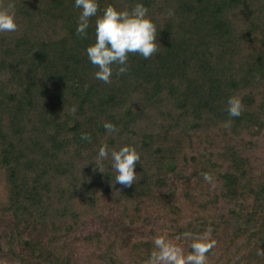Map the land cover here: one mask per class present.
<instances>
[{
	"label": "trees",
	"instance_id": "trees-1",
	"mask_svg": "<svg viewBox=\"0 0 264 264\" xmlns=\"http://www.w3.org/2000/svg\"><path fill=\"white\" fill-rule=\"evenodd\" d=\"M14 2L18 30L0 33V217L12 222L0 234V254L19 264H74L61 237L82 219L103 214L106 202L122 205L124 218L144 227L152 217L142 216L145 206L172 202L175 192L160 194L189 163L202 182L201 173L210 172L215 187L200 202L203 213L185 228L177 225L176 236L210 226L216 238L229 229L223 241L216 239L208 264L223 257L225 264L255 258L262 264L264 178L249 162L264 147V0H143L160 48L147 59L129 53L128 72L114 71L109 84L95 79L86 53L95 17L81 37L74 0ZM136 2L99 0L98 14L109 4ZM233 94L245 107L226 128ZM105 121L119 132L108 134ZM83 133L91 140H82ZM102 143L140 146L130 187L115 183L107 163L105 172L96 168ZM219 158L227 162L224 174L215 172ZM153 250L151 238L134 242L132 264H146ZM113 251L111 243L102 257L107 264H115Z\"/></svg>",
	"mask_w": 264,
	"mask_h": 264
},
{
	"label": "clouds",
	"instance_id": "clouds-1",
	"mask_svg": "<svg viewBox=\"0 0 264 264\" xmlns=\"http://www.w3.org/2000/svg\"><path fill=\"white\" fill-rule=\"evenodd\" d=\"M74 6L81 10L75 29L81 37H87L90 18H96L95 40L86 48L90 63L97 68L94 73L95 79L109 84L112 82L114 71L117 75L128 72L129 53H138L147 59L159 50L158 26L143 0H137L130 8L109 4L100 14L99 0H74ZM174 14V9L167 10L169 17ZM18 27V13L14 0L0 4V33L16 32ZM259 78L257 75V79ZM244 107L239 95H231L227 100L229 119L224 122V127L230 128L231 118L240 116ZM71 111L75 114L76 108L73 107ZM103 127L108 134L119 132V127L112 121H105ZM81 139L90 141L91 136L83 133ZM93 162L101 172H105L107 163L116 173L115 183L130 187L136 180L137 162H141L140 146L135 143H124L116 148L102 143ZM201 175L215 187V180L210 172L205 171ZM184 236L192 238L191 251L187 253L181 244L169 238L166 233L158 234L153 240L154 250L146 264H208V254L217 243L212 228L209 226L195 235L185 232ZM257 255L264 256V249H257Z\"/></svg>",
	"mask_w": 264,
	"mask_h": 264
},
{
	"label": "rangeland",
	"instance_id": "rangeland-1",
	"mask_svg": "<svg viewBox=\"0 0 264 264\" xmlns=\"http://www.w3.org/2000/svg\"><path fill=\"white\" fill-rule=\"evenodd\" d=\"M216 146L219 148V153L222 152L223 143L221 144L217 141ZM195 148V152L200 151L199 146ZM250 157L249 164L253 166L258 176L264 178V147L262 151H257ZM217 161L220 166H216L215 172L220 171L221 174H224L227 162H222L221 158L217 159ZM181 174L183 175L171 176L170 184L160 194V196L168 198L172 191L175 192L172 202L169 201L165 206L158 204H150L148 208L145 206L142 216L146 212V214H151L152 217L149 221L150 223L144 224V227L140 223L131 225L130 221L124 218L122 214V205L113 206V204L106 202L104 205L106 211L103 214L82 219L76 229L59 239L61 241L59 243L64 245L66 242L69 245L74 252V264H107V259L103 260L102 257H104L103 255H105V251L111 243L114 245L111 257L116 259L115 264H132L131 247L134 242L139 241L142 237L154 240L158 234L165 233L169 238L181 244L185 253L189 252L192 238L178 237L174 230H176L177 225L185 228L189 222L194 221L193 217L203 213V210L199 207L200 202L202 199H209L212 196V191L210 190L209 182H202L200 179L193 177L195 173L191 164L188 163ZM172 181L174 182L173 186ZM245 203L250 206L253 205L252 196L248 195L245 198ZM213 209H216V207L213 206ZM217 210H219V214L225 215L226 218V210ZM11 226L12 222L7 218L0 217V234L11 228ZM223 227L224 225H220V229ZM228 232L229 229L226 230L223 237L217 234L215 239L218 241L222 239L221 241H223ZM255 259H251L250 263L246 264H257ZM225 262L226 259L223 257L220 259L219 264H225ZM0 264L19 263L0 254ZM210 264L218 263L212 259ZM241 264L245 263L242 262Z\"/></svg>",
	"mask_w": 264,
	"mask_h": 264
}]
</instances>
